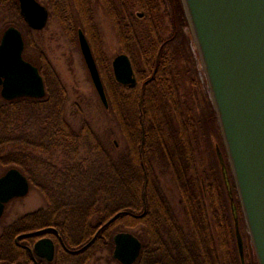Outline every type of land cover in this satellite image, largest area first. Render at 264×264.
Masks as SVG:
<instances>
[{"label":"trees","instance_id":"16d2710c","mask_svg":"<svg viewBox=\"0 0 264 264\" xmlns=\"http://www.w3.org/2000/svg\"><path fill=\"white\" fill-rule=\"evenodd\" d=\"M47 1L60 13L58 21L75 35L77 0ZM86 1L82 0L87 8ZM106 2L121 15L119 39L137 79L134 87L118 83L111 63L104 66L95 54L109 111L125 148L116 150V143L107 147L90 123L74 129L63 114V89L56 99L49 87L43 99L6 101L0 96L1 170L16 167L33 183L38 175L46 206L66 217L69 238L86 241L116 216L91 247L109 254L108 264H120L111 256L113 235L120 225L141 227L146 236L141 238L144 247L135 264H247L237 250L217 154L221 132L216 113L206 86L201 100L195 91L198 60L190 51L181 0ZM0 7L16 13L18 2L0 0ZM136 10L142 16L135 15ZM184 63H191L193 71ZM112 135L107 134V141ZM55 152L66 160L55 165L44 161ZM167 178L177 188L176 207L189 225L185 229L161 185L160 180ZM232 185L237 196L233 181Z\"/></svg>","mask_w":264,"mask_h":264},{"label":"water","instance_id":"95a60500","mask_svg":"<svg viewBox=\"0 0 264 264\" xmlns=\"http://www.w3.org/2000/svg\"><path fill=\"white\" fill-rule=\"evenodd\" d=\"M18 1L29 27L37 32L44 29L49 19L47 8L37 0ZM181 2L206 77L249 239L258 264H264V0ZM78 39L91 80L108 108L99 69L82 30ZM24 50L21 31L14 26L6 29L0 41V96L5 100L46 96L39 68L24 59ZM112 70L119 83L136 86L133 64L126 54L114 59ZM216 148L235 220L238 250L244 261L234 192L224 156ZM29 190V181L21 171H7L0 178V218L8 202L27 196ZM141 249L140 240L133 234L115 236L113 256L122 264L136 263Z\"/></svg>","mask_w":264,"mask_h":264},{"label":"rangeland","instance_id":"374dc122","mask_svg":"<svg viewBox=\"0 0 264 264\" xmlns=\"http://www.w3.org/2000/svg\"><path fill=\"white\" fill-rule=\"evenodd\" d=\"M6 1L7 3L11 2V0ZM38 1L45 7H48L50 11L51 15L50 19L48 20L47 26L43 30H39L38 32L32 30L28 31L30 29L27 28L22 20L20 22L19 18L16 17L15 12H12V10L8 8L0 7V40L3 32L7 29V27L16 26L22 29V32L25 34L26 40V49L23 53L24 58L36 64L37 66H40V69H42V71L44 72L43 75H45L48 79L47 93L50 87V90L52 89L51 93L53 94L54 98L57 99V93L59 94L60 90L63 89L64 93L63 91H61L60 93L62 95L65 94L66 118L68 123L77 130H79L83 122L90 123L92 128H94V130L97 131L100 137L105 141L107 147L111 148L112 145L114 146V144L116 143V150H123L125 148L126 141L121 134L119 126L116 124L114 116L109 111V109H106L104 107L103 103L101 102V99L91 80V76L84 61L82 52L80 51L81 48L78 39V33L80 30H82L90 43V47L93 51L94 56L95 54H97V57L100 59V62L104 66L106 65L107 61H109L113 69L114 59L118 55L124 54V47L119 39L120 35L118 33V29L120 28L118 23L121 15L117 16L116 13H114V11L112 10L111 6L108 5V3H105V0H99L98 2L86 1L87 8L86 4H84L82 0H77L76 5H74L75 9L73 11L75 20L77 22V27L76 33L75 35H73L72 31L66 30L61 22L58 21L59 12L58 10H56V8L51 7L47 0ZM61 8H59V10ZM87 9L89 10V14ZM185 31L187 32L189 37H191L190 51L192 52V55L194 57L193 59L198 60V64L196 65L198 70L197 77L194 76L193 72L191 73L197 79L195 91L198 95L197 97L201 100L204 97V90L206 91L207 88L206 77L203 72L200 59L197 56V48L196 45H194L195 43L193 41L192 34L189 31V26L185 29ZM185 64L186 63H184V65ZM186 67H188L189 70L193 71V66L191 63H187ZM107 78V73L105 72V79ZM192 78L193 77H191V79ZM204 85L206 86V88ZM190 86L191 83L188 82V87ZM109 132L113 135L111 136V139L109 140L108 138L109 141H107L106 137ZM33 140L34 139H31V141ZM217 145L222 153H226L222 137L219 139ZM222 148L224 152L222 151ZM54 156L58 160V163L56 164H59V162H64L66 160L63 155L61 156L60 152H55ZM12 168L16 167L9 166L8 168H4L2 170L0 168V177ZM226 168H228L230 183L231 186H233L232 181L234 182V178H232L233 175L229 162ZM37 176H35L37 179L35 181V184L39 185ZM160 181L167 197L169 198V201H171L174 207H176L178 205V191H176L177 188L175 187L174 183L168 178ZM40 184L43 183L40 182ZM37 188H32L30 194H28L24 199H21L20 201L12 203L8 206L6 216L0 222V235L5 232V228L7 227V225L12 223L13 221H17L19 216L23 218L25 214L36 211L38 208L44 205V196L42 193L40 194L38 192ZM233 198L237 206L239 219L238 229L241 233L244 244V258L246 256L245 260L247 264H251L255 262V260L258 263L253 244L251 242V239H249L250 236L245 219L243 218L244 215L242 209L241 207H238L239 198L235 193ZM175 209L177 211V216L179 217L180 222H182V225L184 226V229L189 227V225H187L186 223V219L182 211H180V209L177 207ZM26 219H29V217H27ZM125 222L128 223V221ZM120 227L121 228L116 230V232H127L130 234H134L140 240L141 238H146L141 227H138L136 225H127L126 227L120 225ZM238 249L239 247L237 241V250ZM99 256H101L99 261H93L92 264H108L106 259L108 256L110 257L109 254L104 253L99 254ZM113 264L115 263L113 262Z\"/></svg>","mask_w":264,"mask_h":264},{"label":"flooded vegetation","instance_id":"af4514ba","mask_svg":"<svg viewBox=\"0 0 264 264\" xmlns=\"http://www.w3.org/2000/svg\"><path fill=\"white\" fill-rule=\"evenodd\" d=\"M98 1L99 0H90V2ZM111 1L113 2V0H109V3ZM17 2L18 9L15 8L16 17L19 18L20 22L22 20L30 31H35L29 27L27 22L22 17L20 3L18 0ZM47 11L49 12L50 19L51 14L48 7ZM134 13L137 16H142L143 14L138 10ZM18 29L22 32V29ZM22 34L24 36L23 32ZM34 65L37 66L36 64ZM37 67L39 68V71H41L40 66ZM63 114L66 115V112ZM45 160L47 163L54 165L58 163L54 154L52 156L45 157L44 161ZM24 175L29 181L30 190L28 194H30L32 188H37L38 185L33 183L26 174ZM37 190L40 194L42 193L39 187ZM24 198L25 197L15 198L8 202L5 206L4 213L0 218V222L6 216L8 206ZM27 217H29V219H26ZM115 217L112 219L114 220ZM111 220L104 222L100 227L96 228L93 235H91L90 238H87L86 241H84L82 237L70 236L69 238L66 228V217L64 215L62 216L61 211H52L51 205L46 206L44 200V205L42 207L38 208L36 211L25 214L23 218L19 216L18 220L8 224L5 228V232L0 235V264H83L84 258H86L87 264H92L93 261H99L100 256L99 253L97 251H93L94 249L91 247L93 246L95 238L99 235V233L104 229H107L109 224L112 223L113 220ZM120 233L116 232L113 235L114 250L111 256L114 260H116L113 256L115 252V236ZM70 234L73 235V233ZM140 242L143 250L144 244H142V240H140Z\"/></svg>","mask_w":264,"mask_h":264}]
</instances>
